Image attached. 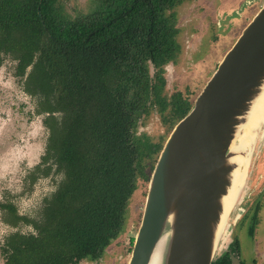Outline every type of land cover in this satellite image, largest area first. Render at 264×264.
I'll return each instance as SVG.
<instances>
[{
    "label": "trees",
    "instance_id": "obj_1",
    "mask_svg": "<svg viewBox=\"0 0 264 264\" xmlns=\"http://www.w3.org/2000/svg\"><path fill=\"white\" fill-rule=\"evenodd\" d=\"M184 1L96 0L98 12L69 19L58 0H0V68L16 63L49 134L26 180L33 188L62 175L35 218L0 201L5 225L33 229L5 237V264L99 261L120 236L137 183L150 181L163 148L138 135L140 121L157 109L175 126L193 106L179 93L164 95V68L179 53L174 11ZM260 208L248 211L251 232ZM213 264L231 262L224 253Z\"/></svg>",
    "mask_w": 264,
    "mask_h": 264
},
{
    "label": "rangeland",
    "instance_id": "obj_2",
    "mask_svg": "<svg viewBox=\"0 0 264 264\" xmlns=\"http://www.w3.org/2000/svg\"><path fill=\"white\" fill-rule=\"evenodd\" d=\"M263 5L264 0H185L174 11L179 29V53L165 68L167 84L164 94L171 98L177 92H182L189 95L190 102L194 104L221 60ZM57 7L69 19L92 15L100 10L96 0H58ZM15 65V62L7 59L0 68V201L15 205L22 216L35 218L44 200L56 191L62 175L55 173L41 178L33 188L26 180L30 171L40 163L48 131L43 125V116L35 113L36 101L24 92L22 84L15 77ZM151 73L153 76V69ZM173 128L174 123H163L158 110L152 109L148 118L140 121L138 135H146L153 143L164 146ZM148 185L149 182L137 183L126 209L123 230L104 256L99 261H84L81 264L128 263L132 242L141 222ZM256 203H260L262 209L253 237L249 233L250 222L242 221L246 220L249 209ZM239 212L242 213L241 218L235 224L233 221ZM230 225L231 235L222 244L215 260L227 251L233 239L238 238L242 263L264 264V133L243 199L233 212ZM226 228L228 231V223ZM18 230L29 233L32 229L21 227ZM13 231L2 222L0 213V264H5L1 246L5 237Z\"/></svg>",
    "mask_w": 264,
    "mask_h": 264
},
{
    "label": "water",
    "instance_id": "obj_3",
    "mask_svg": "<svg viewBox=\"0 0 264 264\" xmlns=\"http://www.w3.org/2000/svg\"><path fill=\"white\" fill-rule=\"evenodd\" d=\"M263 93L264 5L166 140L149 181L127 264H150L165 237L162 264L214 263L222 244L231 235V217L243 199L228 216L229 229L220 237L225 199L236 170L231 146ZM255 133L249 175L264 133V122ZM241 214L235 217V224ZM231 258L238 264L234 256Z\"/></svg>",
    "mask_w": 264,
    "mask_h": 264
},
{
    "label": "bare ground",
    "instance_id": "obj_4",
    "mask_svg": "<svg viewBox=\"0 0 264 264\" xmlns=\"http://www.w3.org/2000/svg\"><path fill=\"white\" fill-rule=\"evenodd\" d=\"M264 122V93L254 104L249 115L248 123L243 131L234 140L231 150L234 154L232 161L236 165L233 174V186L228 197L225 199L226 209L220 225L219 236L227 231V218L235 207L236 203L243 198L247 187L249 169L252 164V154L256 143V131ZM226 228V230H225ZM167 238L160 242L150 264H162Z\"/></svg>",
    "mask_w": 264,
    "mask_h": 264
},
{
    "label": "flooded vegetation",
    "instance_id": "obj_5",
    "mask_svg": "<svg viewBox=\"0 0 264 264\" xmlns=\"http://www.w3.org/2000/svg\"><path fill=\"white\" fill-rule=\"evenodd\" d=\"M170 64H168V65H166L165 66V68L167 67V66H169ZM165 68H164V70H165ZM168 70V69H167ZM165 77V76H164ZM165 80H166V78H165ZM166 84H167V81H166ZM166 87V86H165ZM164 92H165V89H164ZM177 93H179V94H181L182 95V97L184 98V99H189V101H190V96L189 95H187V94H185V93H182V92H177ZM176 93V94H177ZM188 93V92H187ZM28 95V94H27ZM165 95V94H164ZM175 95V94H174ZM166 96V95H165ZM31 97V96H30ZM167 97V96H166ZM168 98V97H167ZM171 98H172V96H171ZM171 98H168V99H170L171 100ZM171 107H169V109H170ZM35 109H36V104H35ZM159 114V113H158ZM37 115V114H36ZM160 115V114H159ZM39 116V115H38ZM43 118H44V116H43ZM164 123V122H163ZM170 124V123H169ZM45 127V126H44ZM175 127V126H174ZM49 135V134H48ZM38 165V164H37ZM254 206H255V204H253ZM261 209H262V207L260 208V211H259V213H258V221H257V223L254 225V230H253V232H251L250 231V229H251V227H252V225H253V221H252V216L254 215L253 213L254 212H252L250 215H248L247 217H246V220H243L242 222L244 223V222H246V221H248V222H250V227H249V233H250V235L251 236H253V237H255V233H256V228H257V226L259 225V221H260V219H259V214H260V212H261ZM19 213V212H18ZM22 216V215H21ZM24 217H27V216H24ZM30 218V217H29ZM24 227H30V226H24ZM14 231L13 232H16V231H19L18 229H20V228H17V229H14V228H12ZM32 229V228H31ZM31 232H33V229L31 230ZM31 232H29V233H31ZM12 233V232H11ZM22 233V232H21ZM23 234H26V233H23ZM8 236V235H7ZM237 240H238V248L237 247H234V246H232V247H228L227 248V251L225 252V254L227 253L228 254V257H229V260H230V262H231V264H234L233 263V261H232V256H234L235 258H236V260H237V262H238V264H243L242 263V250H241V246H240V241H239V239L237 238ZM132 246H133V242H132ZM224 254V253H223ZM222 254V255H223Z\"/></svg>",
    "mask_w": 264,
    "mask_h": 264
}]
</instances>
